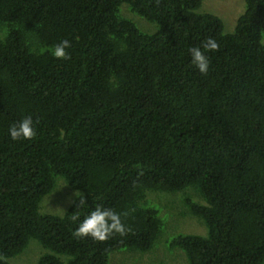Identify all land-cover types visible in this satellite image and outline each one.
Here are the masks:
<instances>
[{"label": "trees", "instance_id": "trees-1", "mask_svg": "<svg viewBox=\"0 0 264 264\" xmlns=\"http://www.w3.org/2000/svg\"><path fill=\"white\" fill-rule=\"evenodd\" d=\"M202 1L0 0V264L31 239L37 264L150 250L163 227L152 193L185 189L206 226L169 242L187 264L264 263V0H244L230 33ZM208 37L219 48L201 74L189 49ZM61 40L68 59L52 55ZM25 116L36 135L14 141ZM57 176L87 204L41 212ZM97 204L122 214L124 235H76Z\"/></svg>", "mask_w": 264, "mask_h": 264}, {"label": "rangeland", "instance_id": "rangeland-1", "mask_svg": "<svg viewBox=\"0 0 264 264\" xmlns=\"http://www.w3.org/2000/svg\"><path fill=\"white\" fill-rule=\"evenodd\" d=\"M127 8L126 4L120 10ZM244 11V0H203L196 12H208L218 16L223 22L224 33L234 30L237 17ZM131 14V13H130ZM129 18L140 30L152 33L156 24L149 22L134 13ZM71 189L62 177L55 178L54 188L41 201V212L63 215L72 202ZM189 189L178 192H157L151 205L158 211L163 227L152 249L137 251L121 249L111 252L108 260L112 264H187L184 253L178 248H171L169 242L178 234H206V226L199 218L190 214L183 199L191 195ZM180 196V198H179ZM199 197V195H198ZM201 202L200 197L193 198ZM184 214V215H183ZM44 252L35 239H31L26 248L18 255L9 259L10 264H37L39 256ZM264 264V263H263Z\"/></svg>", "mask_w": 264, "mask_h": 264}, {"label": "clouds", "instance_id": "clouds-1", "mask_svg": "<svg viewBox=\"0 0 264 264\" xmlns=\"http://www.w3.org/2000/svg\"><path fill=\"white\" fill-rule=\"evenodd\" d=\"M67 40H61L52 48V55L57 59H68L65 51L69 48ZM219 44L215 38L208 37L201 42L200 46H193L189 49L191 63L201 74H206L209 68V60L206 51H215ZM12 140L32 139L36 135V129L31 116H25L18 123L11 124L8 129ZM71 198L76 201L75 207L80 208L87 204L85 195L78 189H74ZM121 213L112 208L97 204L91 208L83 219L79 220L75 233L79 237L92 238L96 241H105L114 234L124 235L127 231L121 220ZM73 220L77 216L72 217Z\"/></svg>", "mask_w": 264, "mask_h": 264}]
</instances>
